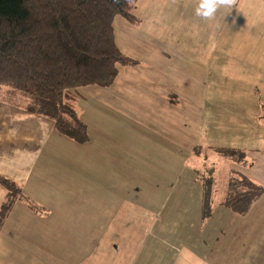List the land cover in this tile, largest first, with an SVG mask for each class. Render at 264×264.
Returning <instances> with one entry per match:
<instances>
[{"label":"crops","instance_id":"1","mask_svg":"<svg viewBox=\"0 0 264 264\" xmlns=\"http://www.w3.org/2000/svg\"><path fill=\"white\" fill-rule=\"evenodd\" d=\"M236 1L245 5L248 0ZM172 2L173 13L182 17L179 0L161 1L173 11ZM225 3L212 18L203 17L199 33L182 29L166 34L163 22L170 11L149 0H138L133 10L137 24L115 18L116 45L137 64L119 66L108 88L76 91V110L88 129L86 143L60 134L52 117L0 88V177L14 182L24 195L0 233V264H90L107 251L100 233L104 236L114 223L100 224L92 216L84 220L81 214L97 213L100 206L67 204L65 199L83 191L96 197L100 164L107 184L111 162L151 164L154 159L162 164L165 158V164L177 163L183 150L217 154L225 157L226 168L219 170L224 194L237 175L264 187V58L251 42L257 39L254 33L258 36L259 15L245 7L224 11L220 6ZM104 117L106 125L99 124L93 137L89 121ZM53 166L58 173L51 174ZM39 191L62 203L37 202ZM7 196L8 189L0 184V208ZM225 209L229 221L241 219L236 229L244 230L241 234L254 245L247 262L264 264V195L244 216Z\"/></svg>","mask_w":264,"mask_h":264},{"label":"rangeland","instance_id":"2","mask_svg":"<svg viewBox=\"0 0 264 264\" xmlns=\"http://www.w3.org/2000/svg\"><path fill=\"white\" fill-rule=\"evenodd\" d=\"M161 1L149 0V3L153 6L160 4V9L170 11L168 14L163 11L165 33L182 29L202 31L204 18L196 15L199 0H179L177 7L185 9L182 17L173 13V2L172 11L170 5L164 6ZM228 1L230 4L220 6L224 11L237 12L245 7L258 13V36L254 33L257 39L251 38V42L259 47L260 58H264V0H248L245 5L240 2L237 5L236 0ZM197 37V41L201 39ZM45 105L37 110H48ZM47 114L50 116L52 112ZM105 120L104 117L100 121H89L93 137L98 133L99 124L106 125ZM224 158L217 154H190L183 150L177 163L173 160L165 164V158L162 164L154 159L151 164L131 160L121 165L115 161L109 164L111 170L107 184L100 164L96 197H89L85 194L90 192L83 191L78 197L65 198L67 204L100 206L97 213L81 214L82 219L89 220L92 216L91 220H99L100 224L101 221L114 223V228L104 230V236L100 233L103 243L108 246L107 251H100L90 264H251L246 258L253 252L254 245L250 237L241 234L244 230L236 229L241 219L229 221L230 211L228 213L218 205L225 196L224 179H220L222 175L219 174V170L226 168ZM86 165L90 167V162L86 161ZM50 172L53 174L57 170L53 166ZM215 176L217 180L213 181ZM205 189L211 195L206 207ZM106 192L108 197L103 196ZM35 198L37 202L50 201V206L62 203L44 191H39ZM101 207H107L108 211L104 212Z\"/></svg>","mask_w":264,"mask_h":264},{"label":"trees","instance_id":"3","mask_svg":"<svg viewBox=\"0 0 264 264\" xmlns=\"http://www.w3.org/2000/svg\"><path fill=\"white\" fill-rule=\"evenodd\" d=\"M137 2L0 0V88L30 99L34 109L51 105L38 110L46 115L52 112L60 134L86 143L88 129L76 110V91L108 88L115 83L119 66L137 64L118 49L113 26L116 17L137 24L133 13ZM0 184L8 189L0 208L1 233L24 195L12 181L0 177ZM204 192L206 207L210 192ZM263 195V186L237 175L229 180L221 206L244 216Z\"/></svg>","mask_w":264,"mask_h":264},{"label":"clouds","instance_id":"4","mask_svg":"<svg viewBox=\"0 0 264 264\" xmlns=\"http://www.w3.org/2000/svg\"><path fill=\"white\" fill-rule=\"evenodd\" d=\"M225 2L226 0H199L198 7L196 8V15L204 18H212L218 6Z\"/></svg>","mask_w":264,"mask_h":264}]
</instances>
